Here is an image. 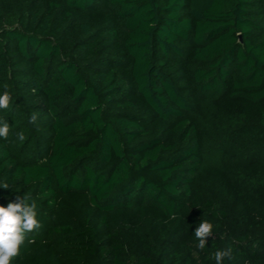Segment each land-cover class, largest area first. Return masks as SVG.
Returning <instances> with one entry per match:
<instances>
[{"label":"trees","instance_id":"trees-1","mask_svg":"<svg viewBox=\"0 0 264 264\" xmlns=\"http://www.w3.org/2000/svg\"><path fill=\"white\" fill-rule=\"evenodd\" d=\"M5 91L12 264H264V0H0Z\"/></svg>","mask_w":264,"mask_h":264},{"label":"clouds","instance_id":"clouds-1","mask_svg":"<svg viewBox=\"0 0 264 264\" xmlns=\"http://www.w3.org/2000/svg\"><path fill=\"white\" fill-rule=\"evenodd\" d=\"M11 101V96L7 91L0 94V109H7ZM37 114H33L30 123H35ZM9 125L4 122L0 125V138L7 139ZM18 138L24 140L23 134H18ZM7 189V183L2 185ZM35 205L25 203V198L16 197V202L9 203L7 207L0 206V264H12L15 257L20 254V246L25 242L26 235L40 228V223L36 219ZM213 225L208 221H201L194 230V236L198 241L197 248L203 250L206 246L207 238L212 237ZM34 242V241H30ZM231 255L230 249L217 250L214 253L216 264H223L226 258Z\"/></svg>","mask_w":264,"mask_h":264}]
</instances>
